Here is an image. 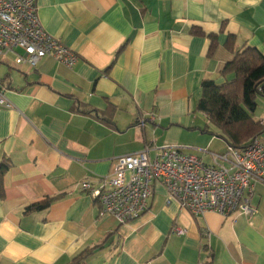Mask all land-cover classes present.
<instances>
[{"label": "crops", "instance_id": "0c3cea01", "mask_svg": "<svg viewBox=\"0 0 264 264\" xmlns=\"http://www.w3.org/2000/svg\"><path fill=\"white\" fill-rule=\"evenodd\" d=\"M37 7L44 28L80 60L68 67L47 56L31 67L14 54L0 57V89L13 104L0 106V264H68L109 234L83 264H264V179L253 182L250 216L194 215L157 182L148 210L123 224L79 185L98 183L117 157L146 146L151 156L183 147L207 163L224 152L227 142L209 134L207 115L196 110L202 82L233 79L221 72L247 46L264 53V0H37ZM260 116L257 105L254 119L264 122ZM187 129L202 147L182 145ZM49 198L48 208L27 210Z\"/></svg>", "mask_w": 264, "mask_h": 264}, {"label": "built area", "instance_id": "2783aa9c", "mask_svg": "<svg viewBox=\"0 0 264 264\" xmlns=\"http://www.w3.org/2000/svg\"><path fill=\"white\" fill-rule=\"evenodd\" d=\"M8 54L15 55L17 64L31 67L47 56L68 67L80 60L77 52L44 28L37 0H0V57ZM0 106L13 107L2 89ZM152 149L146 146L117 157L113 173L96 184L84 180L80 189L122 224L148 210L157 182L182 209L197 216L207 211L224 216L255 213L253 182L264 179V138L256 136L242 148L227 145L224 152L212 153V163L179 146L156 148L151 156ZM172 232L182 234L184 229L175 226Z\"/></svg>", "mask_w": 264, "mask_h": 264}, {"label": "trees", "instance_id": "16d2710c", "mask_svg": "<svg viewBox=\"0 0 264 264\" xmlns=\"http://www.w3.org/2000/svg\"><path fill=\"white\" fill-rule=\"evenodd\" d=\"M194 34L205 35L196 28ZM211 45L208 56L211 57L217 46L216 38L210 34ZM231 44V43H230ZM232 50L233 45H229ZM221 74L234 78L224 83L213 79L202 82V96L196 105V110L205 113L211 123L219 130L217 136L223 138L228 145L235 148L244 147L251 139L264 133V122L256 121L259 97L264 98V53L258 48L247 46L235 52L232 61L228 62ZM5 163L0 164V193L3 191V176ZM55 198L28 206L29 212L48 208ZM113 234H109L103 242L85 249L75 256L68 264H83L96 250L103 248Z\"/></svg>", "mask_w": 264, "mask_h": 264}, {"label": "rangeland", "instance_id": "374dc122", "mask_svg": "<svg viewBox=\"0 0 264 264\" xmlns=\"http://www.w3.org/2000/svg\"><path fill=\"white\" fill-rule=\"evenodd\" d=\"M257 104H258V113L261 115L260 117H264V98L260 99V101H258ZM204 118H205V121H207L206 117H204ZM208 126L210 127V130L212 132V133L210 132L209 134L211 136L215 135L214 137H217V134L219 133V130L216 127V125H214L213 123H211L209 121ZM193 132L194 131H191V130L187 129V131H185L180 136L181 140H182V145H185L186 149L189 148V147L198 148L197 146L202 147V145H204V144H202L203 142H201L200 140H197V139L194 140V138L192 137V135L194 134Z\"/></svg>", "mask_w": 264, "mask_h": 264}]
</instances>
